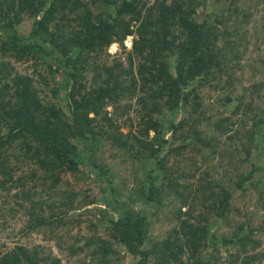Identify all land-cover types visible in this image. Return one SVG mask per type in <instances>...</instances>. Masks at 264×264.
<instances>
[{
    "label": "trees",
    "instance_id": "16d2710c",
    "mask_svg": "<svg viewBox=\"0 0 264 264\" xmlns=\"http://www.w3.org/2000/svg\"><path fill=\"white\" fill-rule=\"evenodd\" d=\"M245 1L0 0V57L32 60L29 72L0 62V188H18L10 211H20L26 229L64 241L72 264H123L126 256L132 259L129 264H216L222 250L229 252L228 264H260L264 255L256 251L261 244L256 234L264 226L237 220L236 213L228 219L232 201L224 184L211 180L206 190L185 188L188 184L172 176L174 169L164 161V154L183 147L175 144L182 128V138L194 140L203 119H210L197 90L211 82L222 96L219 101L235 103L229 116H217L215 125L209 124L218 132L233 127L228 138L250 141L254 152L264 148V61L258 55L243 58L250 45L261 50L264 28L250 32L251 12L241 7ZM255 2L264 11V0ZM25 18L29 28L24 33L19 25ZM127 36H132L129 50L123 45ZM112 43L120 51L108 65L103 52ZM44 57L51 63L42 66ZM243 68L250 71L245 77L250 95L256 93L246 101L243 90L230 95L242 82L235 70ZM258 69L262 79L256 80L253 71ZM42 71L47 73L45 83L52 84L49 101L45 93L39 96L36 87L38 79L44 78ZM56 73L59 79L54 80ZM127 96L136 103L138 125L133 131L131 117L122 120L103 113L111 104L123 114L130 105L122 104L121 97ZM178 113L185 116L177 118ZM111 133L108 145L114 153L122 150L120 162L148 163L139 175L141 185L123 194L113 192V173L94 158L99 140ZM129 136L133 143L127 142ZM197 139L209 146V139ZM233 144L227 152L241 150L248 159L249 149ZM22 163L38 168L26 172L27 176L23 172L15 176ZM36 170L41 173L36 175ZM255 170L252 166L244 173L237 186L250 182ZM60 173L104 182L97 200L103 207L89 211L93 218L69 214L72 208L85 212L84 207L95 200L78 198L74 206L76 195L60 190L62 181L70 184ZM165 187L177 219L165 235L152 232L153 213L133 210L118 200L131 201L133 191L141 204L152 201L160 207L164 204L157 193ZM104 206L115 208L114 215ZM218 222L235 228L219 230L214 228ZM49 257L39 255L36 247L15 244L0 253V264H57Z\"/></svg>",
    "mask_w": 264,
    "mask_h": 264
},
{
    "label": "rangeland",
    "instance_id": "374dc122",
    "mask_svg": "<svg viewBox=\"0 0 264 264\" xmlns=\"http://www.w3.org/2000/svg\"><path fill=\"white\" fill-rule=\"evenodd\" d=\"M151 1V0H148ZM245 1V0H243ZM246 9L245 11H250V32H252L253 29H257V32H261V26L263 25L264 28V11L261 9L262 4L256 5L255 0H246L243 6ZM113 11V8L111 9ZM195 15H198L201 11V7L197 8L195 10ZM239 17H241L239 15ZM199 20V19H198ZM20 30L22 32H26L29 28V19L25 18L23 21H21ZM260 34V33H259ZM131 39L132 36H127L124 41L123 45L125 46L126 50H129L131 45ZM218 44H220V40L217 41ZM116 45L115 50L110 51V48ZM251 45L248 47L249 51L244 54L245 57L252 56L256 57V55L261 56V60L264 61V45H261V50H252ZM120 49L118 48V45L115 43H112L109 45L106 50L103 52V56L106 57L107 64H112V61L115 59ZM120 60H124L123 57L125 56L122 52L119 55ZM50 58L44 57L40 61L42 63L41 65L44 66V64L51 63ZM32 60L28 62H16L15 59L9 58L7 56L0 57V62H6L9 65H12L17 71H25V68L29 69L27 72L31 70V68L28 66L30 65ZM260 69V68H259ZM259 69L255 72L253 71L254 79H262L259 76ZM264 70V68H261V70ZM237 75L241 74L242 82L239 83V85L236 86L235 90L230 93L231 97L241 90L244 91V97L245 101L247 99H250L249 97H256V93H252L250 95L249 92V85L250 83L246 80L245 77L250 75V71L247 68H243L238 70H235ZM235 73V72H234ZM41 76L44 78L38 79V83L36 84V87L39 89V96L44 97L43 93L45 95H48L46 97V100L49 101L50 98H48L51 95V92L49 91V88L51 87V82L45 83L47 73L41 72ZM59 79V74H54V80ZM212 83V82H211ZM211 83L209 84H203L200 88H198V96L201 99L202 105L208 107V109L205 112V116L209 115L210 119H203L202 123L199 125L198 133L194 134L195 139L197 137L200 138H207L209 139V146L203 145V140H192L191 139H183L180 135L181 132L185 131L184 128H182L181 131H179L175 135V144L177 145H183V147L177 151L167 152L164 154L165 157V163L168 166H171L174 171L172 172L173 175H177V179L182 184H188L184 185L185 188L188 187L189 189L197 188L200 190H206L207 187H210L211 180L220 182L224 184V187L228 189L230 193L229 201H232V209L230 212H228V219L230 217H233V213H236L235 219L242 220L245 222H252L254 225H263L264 226V192L261 191V189L264 190V148H260L255 151V149L251 148L250 141H247L246 139L239 140L238 137L228 138L227 134L231 133L230 130L233 129V127H228L223 132H218L215 130V127L212 125L214 124V121L216 117L221 116H229L230 110L234 107L235 101L231 103L224 104L222 101H219L220 97H218L220 94L217 93V90H214V88L211 87ZM217 99V100H216ZM190 100V99H189ZM45 101V100H44ZM46 101V102H47ZM121 103L122 104H129L130 107L127 108V110L123 114H118L116 110H114V106L111 104L106 105L105 112L110 118L114 117H120V119H125L126 117H131L133 126L130 127V131L136 129L135 124L138 125L137 120L135 118V112L133 110V107L136 106L135 100L133 97L127 96V97H121ZM187 104H190L189 101ZM186 110H190L188 106H186ZM190 112V111H189ZM103 113L101 115H103ZM188 113V112H187ZM183 113H178L177 118H183ZM204 116V117H205ZM263 116V115H262ZM119 119V118H118ZM233 119V118H231ZM212 122L211 124H209ZM209 124V125H208ZM248 124V123H247ZM215 125V124H214ZM224 126V124H223ZM122 133L126 134L128 130L124 127L121 128ZM110 133V132H109ZM132 133V132H131ZM105 136H110V134ZM138 136L139 134L136 133ZM180 135V136H179ZM116 136V135H114ZM148 136H152V132L148 131ZM103 138L99 140V145L95 149L94 152V158L97 163H103L107 165L110 169V171L113 173L111 180H112V186H113V192L115 193H126L127 191H130V188H137L141 185L139 180L141 177L139 176L140 173H142L144 167L148 169V163H142L140 161L130 163L127 160L120 162V159L122 157L121 153L122 150H116L115 153L113 150L109 147L110 138ZM148 137V139H149ZM165 137H168V134L165 135ZM243 141V142H241ZM128 143H133L132 136H129L127 139ZM242 144L244 149H249V156L248 159H245V155L241 150L238 151V153H228V149L232 147L234 144ZM239 147V146H238ZM228 148V149H227ZM162 152H165V148ZM114 153V154H113ZM111 154H113L111 156ZM255 166L256 170L253 172L252 177L250 178V182H247L249 180H246L245 184L242 185V187L237 186V180L244 175L247 171L251 170V167ZM37 169L38 167L35 164H25L22 163L18 168H16L15 176H19L20 173H25L24 176H27L28 173L31 172L32 169ZM253 170V169H252ZM41 173L40 170H36V175H39ZM60 177H66L70 180V184L65 185L62 181L60 185L63 187L60 188L64 189L65 191H68L70 194L76 195L75 202L73 203L74 206L78 204L77 199L80 198L82 201H88L89 199L93 198L95 200L94 203L88 204L86 207H84L85 212H82L81 209H76L70 211L69 214H75L77 212L82 213V218H89V216L93 215L89 213V211L94 210L95 206L103 207V204L100 203L99 198L102 195V192L100 190V186L104 184V182L100 181H94L90 179L89 177L83 176L82 178L78 176H70L65 175L63 176L60 173ZM166 176H168L166 174ZM170 176V175H169ZM140 177V178H139ZM160 181H162V177L158 176ZM134 178V179H133ZM139 178V179H138ZM68 180V181H69ZM256 181H260V186H258V183ZM253 182H256L255 187H253ZM18 189V188H17ZM16 188H10L8 190H2L0 188V253L2 251L10 250L15 244H21L26 246L27 248H34L36 247L37 251H39V255L48 253L51 255L49 257L50 259H57V264H72L69 261V257L66 253V247L64 241L62 243L59 242V239L52 237H49L48 233H41L39 231L35 230H28L26 229V223H25V217L20 213L19 210H16L15 212H11L10 209L15 206L16 199L13 197V194L17 192ZM159 192L157 193L158 197H161V201H163L164 205L158 206V203L154 202H147L146 204H141L137 201L138 196L135 192L132 191L131 201L126 198L120 197L119 201H125L126 204H128L131 209L138 210L141 209L143 212H151L152 215V223L151 228L153 233H162V235H165V232L169 231V229L176 225L177 219H176V213L173 211L172 207L169 205V201L166 199V194L168 195L170 191L167 190V187L165 189H159ZM105 193H108L106 191ZM207 194V193H206ZM19 200V199H17ZM210 200V199H209ZM111 201V200H110ZM198 204V202L196 203ZM156 205V206H155ZM105 207V206H104ZM199 208L197 205L196 209ZM105 209H108V212L112 215H114V209L113 207H105ZM117 209V208H116ZM183 209V208H182ZM88 211V212H87ZM198 211V210H197ZM94 212V211H92ZM96 218L97 215H94ZM57 226H55V229ZM220 230L221 228H224V230L229 231L230 229L233 230L235 227L231 224L229 227L228 225L222 224V222H218V224L214 227ZM219 232V231H218ZM56 233V232H55ZM220 233V232H219ZM45 234V235H44ZM256 237L260 240L261 244L258 246L256 251H259L264 255V230L263 232H259L256 234ZM39 247H42L45 251L42 252ZM231 252V251H230ZM229 254V252H225L222 250L221 258L217 259L216 264H228L226 261V256ZM228 257V256H227ZM182 259H184V256H182ZM132 261V259L128 256H126L121 262L123 264H129ZM232 264V263H230ZM233 264H238L233 263ZM260 264H264V256L262 257Z\"/></svg>",
    "mask_w": 264,
    "mask_h": 264
},
{
    "label": "clouds",
    "instance_id": "9594fccd",
    "mask_svg": "<svg viewBox=\"0 0 264 264\" xmlns=\"http://www.w3.org/2000/svg\"><path fill=\"white\" fill-rule=\"evenodd\" d=\"M115 48H116V45H113V46L110 48V51L115 50Z\"/></svg>",
    "mask_w": 264,
    "mask_h": 264
}]
</instances>
